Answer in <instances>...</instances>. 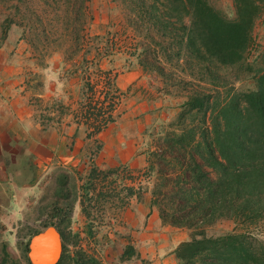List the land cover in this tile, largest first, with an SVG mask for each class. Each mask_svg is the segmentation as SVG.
I'll return each instance as SVG.
<instances>
[{"label": "trees", "instance_id": "trees-1", "mask_svg": "<svg viewBox=\"0 0 264 264\" xmlns=\"http://www.w3.org/2000/svg\"><path fill=\"white\" fill-rule=\"evenodd\" d=\"M4 1L10 3V14L0 19V46L13 24L14 15L11 14L19 11L18 5L27 4L25 7L30 10L28 0H16L14 3ZM36 1L49 8L55 20H61L64 35H69L74 40L73 44L77 43L79 31L83 29L87 0ZM120 2L128 13V22L134 26L136 21H140L147 28L144 35L160 46L168 63H172L174 57L177 61L183 59L187 65L189 62L202 66L204 73L201 76L194 75L191 66L184 65L181 69L186 70L192 79L209 81L215 87L196 86L181 104L182 110L176 122L180 128H177L178 132H172L174 138L170 139L169 144L181 149L189 148L187 161L181 164L180 175L175 180L176 190L172 196L167 195V209L160 204L161 198H157L161 194V182L155 184L151 191L152 203L159 208L162 222L195 229L216 219L231 217L240 223L255 224L261 221L264 229V48L259 56L262 66L251 75L255 83L253 89L229 98H219L217 85L224 84L214 77L217 70L244 65L247 51L252 45V27L263 9L264 0H233L232 17L217 9L210 0ZM32 12V15L39 17L36 9ZM56 29L50 27L46 31L53 34ZM154 35L158 39L153 38ZM140 64L143 69L151 66L143 61ZM246 70L251 68L246 67ZM186 84H190V81ZM106 85H110L109 80ZM86 88L92 90L89 84H86ZM114 94L107 86L103 100L82 103L84 109L81 117L89 127L87 137L95 136L113 120L110 112ZM187 118L189 121L185 123ZM100 147L96 141L93 153ZM110 172L113 171L102 173L91 168L89 177L105 178L115 173ZM123 191L125 196L135 193L137 198L141 193L140 188L134 192L132 187ZM54 209L52 220H46L42 227L54 226L60 233L62 253L56 264H101L92 256L78 251L75 256H68V244L74 245L75 242L71 241L68 230L58 229L53 218L58 219L59 216ZM64 217L65 213L61 221H65ZM39 231H29L28 240L23 246L26 254L30 236ZM195 231L190 239L174 249L180 264H264V240L248 232L206 236L200 228ZM25 258L26 264H30ZM117 258L119 262L132 259L142 261L135 244L128 237ZM5 262V258L0 260V264Z\"/></svg>", "mask_w": 264, "mask_h": 264}, {"label": "rangeland", "instance_id": "rangeland-1", "mask_svg": "<svg viewBox=\"0 0 264 264\" xmlns=\"http://www.w3.org/2000/svg\"><path fill=\"white\" fill-rule=\"evenodd\" d=\"M210 1L227 16H233V0ZM10 2L14 3L16 0ZM28 2L30 10L25 7L27 4L20 3L18 5L19 11L11 14L14 15L13 24L10 25L6 38L13 34L25 43L29 52V60L25 63L30 64L29 68H32L31 66L38 68L34 74L29 75L34 90H36L42 72L39 67L58 58L62 60L63 66L71 63V67L76 65L75 70L80 72L79 75L77 74L79 80L75 82V90L81 91L84 88L83 103L88 100L93 102L103 100L107 86L115 93L112 101L113 108L110 112L114 120L115 113L121 110L125 94L114 89L113 73L103 72V70H107L109 66L113 69H125L133 62L132 64L137 66L142 73L140 80L142 81L141 85L144 84L143 97L145 100L152 106L160 103L165 104L162 112L156 113V120L151 127L152 132L145 135L149 163L152 167L149 172L148 169L139 172L123 168L120 174L108 175L107 177L110 179L105 184L106 188L100 186L98 192L89 191L80 195L79 211L75 210L74 204L63 209L59 207V218H53L58 229L65 228L68 230L71 241L74 240L75 242L74 245L68 244L66 253L69 257L75 256V252L78 251L92 256L99 262L113 259L116 262L112 263L121 264L118 263L117 255L126 240H123L122 243L118 242L116 245L110 240L122 235L123 230H125L121 221L115 218L116 212L119 213L115 210L116 204L118 201L121 203L120 199L122 198L119 194H125L123 187L126 185L123 183H128L127 186H133V183L137 184L138 181H143L144 186L149 187L151 192L155 184L161 182V194L157 198H161L160 204L167 209V195L172 196L176 190L175 180L180 175L181 164L187 161L189 151V148L181 149L169 144L170 139L174 138L172 132L176 133L178 132L177 128H180L176 122L177 116L182 110L181 104L186 100L192 91L191 89H195L196 86L208 88L213 86L210 85L209 81L200 82L197 79H192L186 70L183 71L181 67L187 65L183 59L177 61L173 57L172 63H168L160 46L144 35L147 28L140 21H136L134 26L128 22V13L122 7L120 0H87L86 15L82 23L83 29L79 31L78 42L75 44L69 35H64L65 29L62 28L61 20H55L53 12L49 8L36 0L33 2L28 0ZM9 4V2L0 0V19L4 15L10 14ZM33 9H36L39 17L32 15ZM50 27L57 28L53 34L46 31ZM251 35L252 45L247 51L244 65L234 66L231 69L223 68L214 73V77L224 84V86L217 85L220 91L219 98H229L236 93L254 88L255 83L251 75L262 66L259 56L264 48V6L259 17L255 19ZM153 38L158 39V36L154 35ZM141 61L147 62L151 66L143 69L140 64ZM187 66L192 67L194 75L201 76L204 73L202 66L198 67L189 62ZM246 67H250L251 70H246ZM108 80L110 85H106ZM188 81L190 84H186ZM86 84L92 87L91 91L87 90ZM215 97L213 94V98ZM107 101L108 99H106L105 104ZM188 121L187 118L185 123ZM99 178L101 177L95 179ZM188 185L186 184V186ZM14 190L12 184L0 186V260L5 258L4 264H26V253L23 246L28 240V233L30 230L40 227V223L43 225L46 220H52V208H50L51 213L42 218L39 215L42 207L39 205L40 202H37L38 190L33 188L31 194L24 195L30 197H28L30 201L28 207L26 202L24 205L22 203L23 206L20 204L21 202H13ZM99 195L107 197V202L103 206H99L97 203ZM174 199L178 200V198ZM63 213H65V221H61ZM181 228L186 229L188 239L192 237L194 232H197L195 229L199 230L200 228L206 236L219 235L224 232H248L252 236L264 240V229L261 221L248 224L240 223L231 217H223L211 223L202 224L195 229ZM39 229L42 230L43 227ZM73 236L75 237L73 238ZM117 238L121 239L119 236Z\"/></svg>", "mask_w": 264, "mask_h": 264}, {"label": "crops", "instance_id": "crops-1", "mask_svg": "<svg viewBox=\"0 0 264 264\" xmlns=\"http://www.w3.org/2000/svg\"><path fill=\"white\" fill-rule=\"evenodd\" d=\"M28 60L29 52L23 40L13 34L7 36L0 46V186L13 185V202L21 205L26 202L28 207L30 197L24 195L31 194L35 188L42 218L51 213L50 208L59 211L74 204L79 211L80 195L98 192L100 186L106 188L110 179L107 176L90 179L91 168L102 173L110 170L115 175L123 168L149 172L145 135L152 132L156 113L162 112L165 104L152 106L145 100L142 73L133 62L125 69L101 68L103 72L113 73V87L125 97L114 120L95 136L87 137L89 127L81 117L84 88L75 90L80 73L75 70L76 65L63 66L62 60L52 59L53 62L39 67L42 72L34 90L29 75L37 67L29 68L30 64L25 63ZM96 141L101 147L93 153ZM142 182L133 186L123 183L126 185L123 190L132 187L136 192L140 188L141 193L139 198L135 193L119 194L122 198L116 204L119 213L116 212L115 218L125 230L118 235L121 239L116 236L110 240L116 245L128 237L142 261L118 263L180 264L174 249L188 240L186 229L162 222L158 207L152 203L150 188ZM106 198L98 196L99 206L107 202ZM106 260L101 263L116 262Z\"/></svg>", "mask_w": 264, "mask_h": 264}, {"label": "water", "instance_id": "water-1", "mask_svg": "<svg viewBox=\"0 0 264 264\" xmlns=\"http://www.w3.org/2000/svg\"><path fill=\"white\" fill-rule=\"evenodd\" d=\"M51 246L54 248V254L47 255ZM27 248L30 264H56L62 249L60 233L54 226L45 227L30 237ZM56 252L58 253L55 254Z\"/></svg>", "mask_w": 264, "mask_h": 264}, {"label": "bare ground", "instance_id": "bare-ground-1", "mask_svg": "<svg viewBox=\"0 0 264 264\" xmlns=\"http://www.w3.org/2000/svg\"><path fill=\"white\" fill-rule=\"evenodd\" d=\"M54 234V233H53ZM53 246H51L50 249L47 250V255H52L54 254V248H52ZM58 252H56L55 254H57Z\"/></svg>", "mask_w": 264, "mask_h": 264}, {"label": "flooded vegetation", "instance_id": "flooded-vegetation-1", "mask_svg": "<svg viewBox=\"0 0 264 264\" xmlns=\"http://www.w3.org/2000/svg\"><path fill=\"white\" fill-rule=\"evenodd\" d=\"M40 225H41V226H40ZM39 226H40V227L35 228V229H39V228H41V227H42V223H40ZM56 230H57V229H56ZM57 231H58V230H57ZM33 235H34V234H33ZM33 235H31V236H33ZM31 236H30V237H31ZM26 257H27V254H26ZM27 259H28V257H27Z\"/></svg>", "mask_w": 264, "mask_h": 264}]
</instances>
